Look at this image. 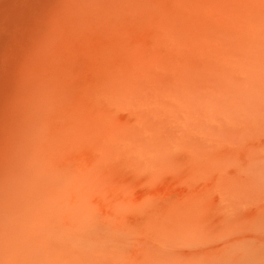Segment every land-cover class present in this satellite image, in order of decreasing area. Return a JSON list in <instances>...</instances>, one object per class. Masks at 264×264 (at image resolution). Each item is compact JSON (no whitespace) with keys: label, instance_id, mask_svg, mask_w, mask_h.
Segmentation results:
<instances>
[{"label":"bare ground","instance_id":"bare-ground-1","mask_svg":"<svg viewBox=\"0 0 264 264\" xmlns=\"http://www.w3.org/2000/svg\"><path fill=\"white\" fill-rule=\"evenodd\" d=\"M0 264H264V0H0Z\"/></svg>","mask_w":264,"mask_h":264}]
</instances>
